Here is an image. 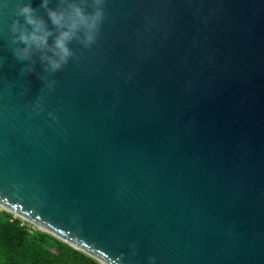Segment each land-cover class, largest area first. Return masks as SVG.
I'll list each match as a JSON object with an SVG mask.
<instances>
[{"label": "water", "instance_id": "95a60500", "mask_svg": "<svg viewBox=\"0 0 264 264\" xmlns=\"http://www.w3.org/2000/svg\"><path fill=\"white\" fill-rule=\"evenodd\" d=\"M28 2L57 31L0 0V210L99 264H264V0H103L55 72L12 55Z\"/></svg>", "mask_w": 264, "mask_h": 264}, {"label": "clouds", "instance_id": "9594fccd", "mask_svg": "<svg viewBox=\"0 0 264 264\" xmlns=\"http://www.w3.org/2000/svg\"><path fill=\"white\" fill-rule=\"evenodd\" d=\"M49 0H41L40 7L45 10L48 22L57 30L51 44L48 38L53 36L45 21L35 14L31 3H18L14 6L13 19L9 26L11 41L20 46L12 49V55L20 61L30 60L34 52L40 53V60L47 64V70L55 72L65 64L72 55L68 43L82 31L81 43L87 47L91 44L103 18L101 5L103 0H93L95 9L85 14L82 8L72 0H62L64 7H48ZM0 4V7H4ZM50 54V55H49ZM30 71V69H29Z\"/></svg>", "mask_w": 264, "mask_h": 264}, {"label": "trees", "instance_id": "16d2710c", "mask_svg": "<svg viewBox=\"0 0 264 264\" xmlns=\"http://www.w3.org/2000/svg\"><path fill=\"white\" fill-rule=\"evenodd\" d=\"M0 264H99L29 223L0 210Z\"/></svg>", "mask_w": 264, "mask_h": 264}, {"label": "rangeland", "instance_id": "374dc122", "mask_svg": "<svg viewBox=\"0 0 264 264\" xmlns=\"http://www.w3.org/2000/svg\"><path fill=\"white\" fill-rule=\"evenodd\" d=\"M35 228V227H34Z\"/></svg>", "mask_w": 264, "mask_h": 264}]
</instances>
